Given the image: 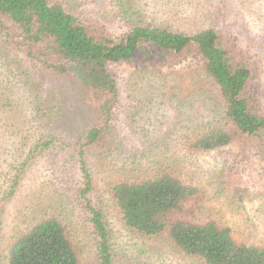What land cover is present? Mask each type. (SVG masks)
<instances>
[{
    "label": "rangeland",
    "instance_id": "rangeland-1",
    "mask_svg": "<svg viewBox=\"0 0 264 264\" xmlns=\"http://www.w3.org/2000/svg\"><path fill=\"white\" fill-rule=\"evenodd\" d=\"M80 1L78 11L101 17L104 29L115 37L132 24L187 35L216 28L254 69L251 95L264 113V0ZM4 43L0 37V264L7 242L50 209L69 211L80 234L82 264H94L85 217L68 199L69 176L63 175L69 170L59 174V162L48 153L23 168L38 142L56 137L58 145L66 144L61 156L78 146L98 119L93 97L74 80L39 70L24 57V47ZM196 68L193 60L160 69L140 70L132 64L110 68L119 90L110 136L116 144L125 142L128 155L108 156L103 163L90 152L88 165L95 186L92 200L105 215L116 264H205L165 238L137 235L120 222L110 188L117 176L148 168L147 158L168 161L184 180L201 188L200 218L228 226L239 242L264 246V142L242 137L218 150L196 153L183 145L193 120L211 118L213 109L207 86L204 95H195L200 90L196 86L204 85ZM21 169L16 193L4 200Z\"/></svg>",
    "mask_w": 264,
    "mask_h": 264
},
{
    "label": "trees",
    "instance_id": "trees-1",
    "mask_svg": "<svg viewBox=\"0 0 264 264\" xmlns=\"http://www.w3.org/2000/svg\"><path fill=\"white\" fill-rule=\"evenodd\" d=\"M80 3L0 0V37L6 45L24 47V57L42 72L70 78L93 97L98 119L83 132L78 146L70 144L69 154L61 156L66 144L58 145L56 137L38 142L29 151L23 168L48 153L59 162V174L69 170L63 175L69 176L68 199L85 217L94 264H116L105 215L92 200L95 186L88 165L90 152L103 163L108 156L127 153L125 142L116 144L110 136L119 99L110 68L132 64L148 70L186 60L197 63L199 83L204 85L196 86L200 90L195 95H204L207 86L213 109L211 118L197 117L190 128L185 127L189 135L183 145L191 152L218 150L242 137L264 142V113L251 95L254 69L245 62L244 54L231 50L216 28L187 35L132 24L115 37L104 29L101 17L97 16L98 20L78 11ZM134 158L138 160V156ZM147 159L151 163L148 168L117 176L110 188L120 222L128 231L146 238H165L182 253L205 264H264V246L239 242L228 226L200 218L203 207L197 205L199 186L184 180L168 161ZM130 166L134 169L135 162ZM22 169L4 200L16 193ZM68 212L50 209L14 235L6 244L4 264H82L80 234Z\"/></svg>",
    "mask_w": 264,
    "mask_h": 264
}]
</instances>
